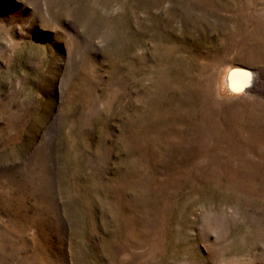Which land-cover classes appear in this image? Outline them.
Here are the masks:
<instances>
[{"label":"rangeland","instance_id":"obj_1","mask_svg":"<svg viewBox=\"0 0 264 264\" xmlns=\"http://www.w3.org/2000/svg\"><path fill=\"white\" fill-rule=\"evenodd\" d=\"M0 264H264V0H0Z\"/></svg>","mask_w":264,"mask_h":264},{"label":"water","instance_id":"obj_2","mask_svg":"<svg viewBox=\"0 0 264 264\" xmlns=\"http://www.w3.org/2000/svg\"><path fill=\"white\" fill-rule=\"evenodd\" d=\"M253 83V73L249 68L233 67L226 75V84L229 91L241 93L249 89Z\"/></svg>","mask_w":264,"mask_h":264}]
</instances>
